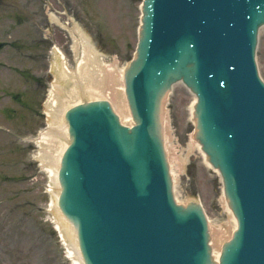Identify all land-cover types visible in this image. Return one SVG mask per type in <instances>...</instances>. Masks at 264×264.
Masks as SVG:
<instances>
[{
	"label": "water",
	"instance_id": "1",
	"mask_svg": "<svg viewBox=\"0 0 264 264\" xmlns=\"http://www.w3.org/2000/svg\"><path fill=\"white\" fill-rule=\"evenodd\" d=\"M143 14L125 75L135 125L123 126L105 100L66 114L59 206L84 261L216 264L203 208L174 201L164 149V97L183 83L197 97L196 137L238 220L219 264H264V84L255 63L264 0H145Z\"/></svg>",
	"mask_w": 264,
	"mask_h": 264
},
{
	"label": "rangeland",
	"instance_id": "2",
	"mask_svg": "<svg viewBox=\"0 0 264 264\" xmlns=\"http://www.w3.org/2000/svg\"><path fill=\"white\" fill-rule=\"evenodd\" d=\"M141 2L1 1L0 264H75L55 230L51 172L39 159L41 147L37 142L40 133L50 128L46 105L56 79L52 72L54 49L66 58L71 70L77 68L83 53L82 47L76 53L71 34L76 23L101 53L102 64L121 75L137 48ZM256 62L264 80V29L259 31ZM23 74L32 78L26 79ZM175 88L165 106V143L174 196L181 205L200 202L216 230L227 228L232 232L237 223L226 203L221 177L191 144L195 96L182 84ZM11 94L21 96L31 109L23 108ZM76 104L71 102L69 108Z\"/></svg>",
	"mask_w": 264,
	"mask_h": 264
},
{
	"label": "bare ground",
	"instance_id": "3",
	"mask_svg": "<svg viewBox=\"0 0 264 264\" xmlns=\"http://www.w3.org/2000/svg\"><path fill=\"white\" fill-rule=\"evenodd\" d=\"M52 19L57 23L59 22V20L53 15ZM71 34L75 39L76 53H78L80 47H82L83 54L77 68L71 70L67 65L66 58L62 54L54 52L52 72L56 79L49 90V97L46 105L49 111L50 128L40 133L39 139L41 138V140H37V142L41 147L39 159L42 165L48 168L51 172V192L54 203V212L56 215L55 226L67 246L75 264H85L78 244L77 231L75 227L71 226L66 220L58 206V198L61 192L58 179L60 162L65 150L70 144L68 124L65 121V114L69 109L70 103L73 101L80 104V101L83 100L103 99L111 102L114 111L118 114L123 124L133 126V119L125 95V72L123 71L121 75H115L110 65L102 64L101 53L98 52L92 43L91 38L76 23L71 30ZM116 86H119L120 89H117ZM175 89L176 88H174V90ZM169 95L170 94L168 93L164 97L163 106L162 132L164 143L166 142L165 138L168 131L165 106ZM195 103L196 99L193 104L195 105ZM191 144L201 151L207 166L218 172V170L212 167L208 157L202 151L200 143L196 140L195 132L192 136ZM165 148L170 174L174 180L166 143ZM176 201L178 202L177 198ZM226 203L228 204L227 200ZM236 228L237 224L234 230H236ZM209 229L212 255L215 262L219 263L222 245L228 238H231L234 230L232 232H229L227 228H224V231L223 229L216 230L210 222Z\"/></svg>",
	"mask_w": 264,
	"mask_h": 264
}]
</instances>
